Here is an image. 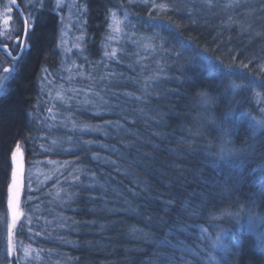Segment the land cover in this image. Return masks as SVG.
<instances>
[{
  "label": "trees",
  "instance_id": "16d2710c",
  "mask_svg": "<svg viewBox=\"0 0 264 264\" xmlns=\"http://www.w3.org/2000/svg\"><path fill=\"white\" fill-rule=\"evenodd\" d=\"M82 1L84 55L94 64L105 52L111 10L126 12V24L142 36L153 34L155 46L148 52L124 40L114 42L111 59L92 73L99 76L94 90L107 101L109 113L86 108L77 113L79 123H95L100 131L76 132L66 152L41 151L29 111L38 97L41 69L52 70L58 58V16L48 0L42 5L17 0L23 18L11 0H0V45L11 55L19 50L25 20L34 24L24 35L28 47L18 57V78L0 95V264H27L34 257L39 264H165L162 256L171 264H207L202 254L215 232L201 229L208 228L211 216L232 211L236 199L264 193V129L250 119L259 115L255 89L264 88L245 87L264 73V0H156L167 2L159 13L152 0ZM209 5L212 15L206 17ZM153 20L170 29L161 30ZM0 62L14 63L3 49ZM220 64L226 70L232 66L227 80L217 70ZM201 93L216 100L208 113L199 106ZM209 113L211 122L204 118ZM225 132L239 155L254 150L255 156L217 159L212 154ZM90 139L103 140L108 148L104 152L87 143ZM16 144L25 176L8 256L7 184ZM33 156L70 158L77 170L66 181L58 180L54 192L52 180L33 186L26 175ZM226 179L238 185L234 195L231 184L228 190L220 187ZM194 210L201 214L189 218ZM177 219L184 225L176 234L178 244L161 227ZM217 223L228 233L224 252L212 250L217 259L264 264L256 233L223 217ZM164 239L177 246L158 247L156 242ZM28 248L37 254L27 262Z\"/></svg>",
  "mask_w": 264,
  "mask_h": 264
},
{
  "label": "rangeland",
  "instance_id": "374dc122",
  "mask_svg": "<svg viewBox=\"0 0 264 264\" xmlns=\"http://www.w3.org/2000/svg\"><path fill=\"white\" fill-rule=\"evenodd\" d=\"M44 1L46 0H28V4L42 5ZM152 1L154 2L151 6L152 8H156L158 13L159 11L161 12L167 9V2L157 3L156 0ZM48 3L49 7L57 13L59 20V32L56 44L58 58L52 70L43 67L39 73L38 97L33 104V108L29 111V117L35 123L36 129L38 130L33 137L39 139V150L63 153L71 148L72 138L76 132L77 134L79 132L95 134L100 131L99 126L95 123L90 125L89 123H79L77 116L79 110L86 108L92 113L99 115L109 113V110L104 107L107 101L94 90L96 79L99 76L95 77L92 73H95L96 68L100 67L104 59H111V45L114 42L124 40L148 52L155 45L152 41L153 34L142 36L133 26L126 24V20L128 19L126 12L120 9L116 11L111 10L107 18V32L104 37L105 42L103 43V51L105 52L103 53V58L100 60L101 63L96 62L94 64L84 55V46L86 43L84 32L86 9L83 1L48 0ZM211 8L209 5L208 11L205 12L206 17L212 15L209 12ZM27 16L30 17V13ZM246 17L248 18V16ZM253 18L254 15L249 16V20ZM157 35L160 36L159 34ZM1 66L4 67L2 68ZM0 68L3 70L4 68H8V66L0 62ZM2 70H0V74H3ZM5 90L0 92V95ZM255 93L257 94V100L260 102L258 103L260 107L257 109L260 115L261 108H264V89H255ZM244 113L247 112L244 111ZM252 116L258 115L251 114V120ZM257 129L260 130L258 127ZM87 143H92V146H96L104 152L108 148L103 140L93 141L90 139ZM229 145L232 146L230 143ZM234 152L239 154V150L237 149ZM33 158L34 156L31 159ZM26 170V175L32 181L33 186H41L52 180V189L54 192L58 186V180L64 182L69 179V175H73L77 167L70 158L39 157L33 159ZM28 183L30 185L31 182ZM60 192L57 195L61 194ZM243 224L244 220L242 219L238 225ZM252 232L256 233L259 241V230H252ZM227 234L225 229L221 239L223 240V237ZM36 251V249L31 248L24 250L27 256V262L33 255L37 254ZM32 260L33 262L27 264H39L36 263L38 261L37 258L34 257Z\"/></svg>",
  "mask_w": 264,
  "mask_h": 264
},
{
  "label": "snow or ice",
  "instance_id": "6c2138e0",
  "mask_svg": "<svg viewBox=\"0 0 264 264\" xmlns=\"http://www.w3.org/2000/svg\"><path fill=\"white\" fill-rule=\"evenodd\" d=\"M17 0H11V4L13 7L16 6ZM5 11L10 13L11 8H5ZM153 24H156L161 30L168 31L170 29V25L167 23H164L162 21H152ZM34 28V24L31 20H25L24 23V32L27 34L28 32L32 31ZM20 49L24 50L28 47V44L25 43L24 40L18 41ZM5 50H7V46L5 45ZM14 61L12 67L4 68L3 74H0V92H3L5 90V86L9 82H14L15 79L18 78L19 75V65H20V59L18 57H11ZM254 62V61H253ZM245 69L249 67V65L245 64L243 65ZM217 70L224 78L227 80L229 76L232 73V66H228L227 70L224 65L220 64L217 66ZM247 78V77H245ZM257 85L261 88H264V73H262V78L260 80H252L249 82V85L245 86L251 87V85ZM238 87L237 85H232V88ZM225 90L228 91L227 85L225 86ZM216 102L215 98L208 95L207 93H201L200 94V104L199 106L204 109V112L208 113L209 108L212 104ZM207 121L211 122L212 117L209 113L206 117H204ZM252 121L254 127H258L261 129H264V108H261L260 115L258 116H252ZM227 133H222L223 140L220 143L219 149L217 152L213 153L217 159L221 158H227V157H233L238 156L240 158H244L246 156H255V151H250L246 155H239L236 154L229 146V141L226 139ZM21 157H22V151H21V145L16 144L14 150L10 153V178L11 182L7 184V207L11 210V222L7 225V231L9 236L8 241V249H7V255H12V243H11V236L13 232V228L16 226L17 221L20 219V214L16 210V205L18 203L19 197H20V175L22 172L23 165L21 163ZM213 166L216 165V160L212 161ZM231 184V193L234 195L235 191L238 190V185L235 184L232 180L226 179L223 182V185L220 187H223L225 190L227 189V185ZM230 207L233 209L232 211H221L219 215H213L210 218L208 228H202V232L208 233L209 229H212L215 232V237L212 239L211 245L209 248L205 249L204 253L202 254V260H206L207 264H227L226 256L221 257L220 259H217V255L213 254V251L215 248L219 247L221 249V252H224L225 245L223 243V240L221 239V236L224 232V228L220 226L218 221L221 220V218H226L230 220H234L236 224H240L241 220H244V224L242 227H244L246 230L252 231V230H259L260 237H259V247L262 251H264V193L261 194L260 197L255 196H249V198L246 201L241 202V200L236 199L231 202ZM187 211V206H185V209L183 211H180V215H184V212ZM201 213H198L197 211H193L189 214V218L197 217ZM162 228H167V235H171L174 238L177 239L178 244V237L176 234L180 232L184 225L183 221L177 219L176 222H163L161 225ZM135 230V229H134ZM158 247H169V248H175L177 245H173L168 239H164L161 241L156 242ZM162 260L165 261V264H171V262L168 260V257L162 256ZM179 259V258H177Z\"/></svg>",
  "mask_w": 264,
  "mask_h": 264
},
{
  "label": "water",
  "instance_id": "95a60500",
  "mask_svg": "<svg viewBox=\"0 0 264 264\" xmlns=\"http://www.w3.org/2000/svg\"><path fill=\"white\" fill-rule=\"evenodd\" d=\"M14 8L19 12L20 16L23 18V14L21 13V10H20V7H19L18 3H16V6ZM22 40H24V35H23V39ZM0 49H5V46L0 45ZM5 52H6L7 55L10 56V52L9 51H5ZM21 163L23 165V168H22V172H21V175H20V182H21L20 197H21L22 188H23V177H24V168H25L23 154H22V157H21ZM10 182H11V178H10ZM20 197H19L18 203L16 205V210L18 212H19L18 206H19ZM7 209H8V216H9V219H10V222H11V210L8 207H7ZM19 214H20V212H19Z\"/></svg>",
  "mask_w": 264,
  "mask_h": 264
},
{
  "label": "bare ground",
  "instance_id": "6f19581e",
  "mask_svg": "<svg viewBox=\"0 0 264 264\" xmlns=\"http://www.w3.org/2000/svg\"><path fill=\"white\" fill-rule=\"evenodd\" d=\"M20 10H21V9H20ZM23 34L25 35V32H24ZM22 39H23V37H22ZM24 40H25V37H24ZM22 51H23V50H21L20 47H19V50H18L17 54H15V55H11V53H10V56H9V57H10V58L13 57V56H15V57H19V56L21 55ZM9 52H10V51H9ZM11 59H12V58H11ZM24 176H25V174H24ZM23 182H24V177H23ZM240 226H242V225H240Z\"/></svg>",
  "mask_w": 264,
  "mask_h": 264
},
{
  "label": "clouds",
  "instance_id": "9594fccd",
  "mask_svg": "<svg viewBox=\"0 0 264 264\" xmlns=\"http://www.w3.org/2000/svg\"><path fill=\"white\" fill-rule=\"evenodd\" d=\"M232 149V148H231ZM233 151L235 150V149H232Z\"/></svg>",
  "mask_w": 264,
  "mask_h": 264
},
{
  "label": "flooded vegetation",
  "instance_id": "af4514ba",
  "mask_svg": "<svg viewBox=\"0 0 264 264\" xmlns=\"http://www.w3.org/2000/svg\"><path fill=\"white\" fill-rule=\"evenodd\" d=\"M2 50V49H1ZM6 51H9L8 49Z\"/></svg>",
  "mask_w": 264,
  "mask_h": 264
}]
</instances>
